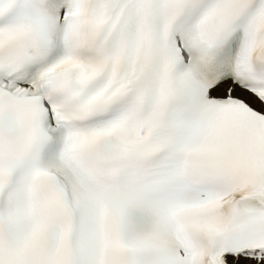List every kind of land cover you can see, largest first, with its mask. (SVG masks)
<instances>
[{"label": "snow or ice", "instance_id": "snow-or-ice-1", "mask_svg": "<svg viewBox=\"0 0 264 264\" xmlns=\"http://www.w3.org/2000/svg\"><path fill=\"white\" fill-rule=\"evenodd\" d=\"M0 264H264V0H0Z\"/></svg>", "mask_w": 264, "mask_h": 264}]
</instances>
